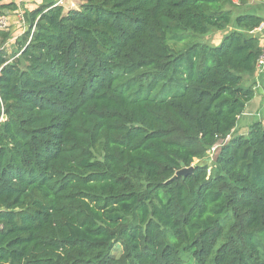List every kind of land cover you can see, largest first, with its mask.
<instances>
[{
  "label": "trees",
  "instance_id": "obj_1",
  "mask_svg": "<svg viewBox=\"0 0 264 264\" xmlns=\"http://www.w3.org/2000/svg\"><path fill=\"white\" fill-rule=\"evenodd\" d=\"M77 1L23 13L16 60L0 43V264H264V125L230 136L261 42L186 45L264 19L234 0Z\"/></svg>",
  "mask_w": 264,
  "mask_h": 264
},
{
  "label": "crops",
  "instance_id": "obj_2",
  "mask_svg": "<svg viewBox=\"0 0 264 264\" xmlns=\"http://www.w3.org/2000/svg\"><path fill=\"white\" fill-rule=\"evenodd\" d=\"M58 1L59 0H3L4 3L14 4V6H16V10L13 12H8L7 10H4L3 15L0 17L5 21L3 29L0 30V37L2 38V40H6V42L2 45V48L4 50H8V47L13 45L12 48L15 49L16 39L19 38L22 33H24L27 26V22L24 21L23 23L20 21V16L22 15L23 17L24 13L23 8H27L28 14L31 11H35L40 6L51 3L56 4ZM234 3L235 5L239 4L237 3V1H235ZM58 5L63 7L64 10L69 11L72 9H77L78 1L63 0L62 3ZM238 15H252L264 19V11L259 12L258 9L254 8H251L249 12L245 10L244 12L237 13L236 15L234 11V17H237ZM2 34H6V36H3ZM245 85L246 87L252 86L255 95L253 99L245 105V110L242 115L238 117L236 126L230 134V136L232 137L244 136V134L239 132L246 129L247 133L248 128L252 123L260 122L264 125V118H262L263 121L257 120V117L261 118L264 114V72L258 73L254 71L251 76L245 78Z\"/></svg>",
  "mask_w": 264,
  "mask_h": 264
},
{
  "label": "rangeland",
  "instance_id": "obj_3",
  "mask_svg": "<svg viewBox=\"0 0 264 264\" xmlns=\"http://www.w3.org/2000/svg\"><path fill=\"white\" fill-rule=\"evenodd\" d=\"M237 1V0H234V2ZM237 3H239L237 1ZM246 3V4H245ZM238 7L235 11V15L237 13H241V12H244L245 10L249 12V10L251 8H254V9H258V11H264V0H245V2L240 6L239 4H236ZM245 6V7H244ZM24 9V14H27V8H23ZM245 9V10H244ZM233 11V12H234ZM26 30V29H25ZM233 31H240V32H243L244 34H247L245 32V30H241V29H238L237 26L232 22V24L227 28L225 29L224 31H215V30H212L211 32H209L208 35H204V36H195L193 38L192 41H189V43H187L186 45L188 46L189 44H191L192 42H196L200 45L204 44V45H207V46H210V47H214V46H217L221 40L224 38V36L228 33H231ZM25 32V31H24ZM1 35V34H0ZM3 36H6V34H2ZM9 35V33H8ZM6 42V40H2V38L0 37V43H1V46ZM13 45H11L10 47H8V50H4L5 51V54L8 56V59L14 61L16 60L17 58L16 55L17 53H15V49L12 48ZM186 46L184 44H178L176 47H173L174 49H177V50H183ZM245 84V83H244ZM246 86V85H244ZM264 118V114L262 115L261 118H258L257 117V120H260V121H263ZM239 133H242L244 134V136L247 134L246 133V129L242 130L241 132ZM216 144H220L219 142H217ZM218 147H212L205 159L203 160V164H207V165H210V163L212 162L215 154H216V151H217ZM101 156V148L99 147L97 150H96V157L99 159ZM196 162V161H195ZM121 253V248L120 246H115L113 248V250L111 251L110 255H112L113 257H118ZM186 264H193L192 262H187Z\"/></svg>",
  "mask_w": 264,
  "mask_h": 264
},
{
  "label": "built area",
  "instance_id": "obj_4",
  "mask_svg": "<svg viewBox=\"0 0 264 264\" xmlns=\"http://www.w3.org/2000/svg\"><path fill=\"white\" fill-rule=\"evenodd\" d=\"M63 0H59L56 5L61 4ZM20 21L24 23L22 15L20 16ZM5 24L4 19L0 18V30L3 29ZM247 34L252 37H257L260 40L261 51L260 55L256 60L255 72H264V22H262L258 27L252 31H248Z\"/></svg>",
  "mask_w": 264,
  "mask_h": 264
},
{
  "label": "water",
  "instance_id": "obj_5",
  "mask_svg": "<svg viewBox=\"0 0 264 264\" xmlns=\"http://www.w3.org/2000/svg\"><path fill=\"white\" fill-rule=\"evenodd\" d=\"M191 169H185V170H182L181 172H179L178 174H185L186 172H190Z\"/></svg>",
  "mask_w": 264,
  "mask_h": 264
}]
</instances>
